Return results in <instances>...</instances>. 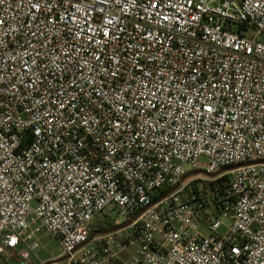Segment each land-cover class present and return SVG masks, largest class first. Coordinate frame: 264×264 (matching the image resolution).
I'll use <instances>...</instances> for the list:
<instances>
[{
  "label": "built area",
  "instance_id": "built-area-1",
  "mask_svg": "<svg viewBox=\"0 0 264 264\" xmlns=\"http://www.w3.org/2000/svg\"><path fill=\"white\" fill-rule=\"evenodd\" d=\"M43 232L67 264H264V0H0V255Z\"/></svg>",
  "mask_w": 264,
  "mask_h": 264
},
{
  "label": "rangeland",
  "instance_id": "rangeland-1",
  "mask_svg": "<svg viewBox=\"0 0 264 264\" xmlns=\"http://www.w3.org/2000/svg\"><path fill=\"white\" fill-rule=\"evenodd\" d=\"M205 159H202L201 162L205 163ZM184 169L186 172H190L192 169L190 166L185 165ZM116 218V221L118 224L123 223L125 221V218L123 217H117L115 213L112 214L111 219ZM104 219V215L102 216ZM228 222V221H224ZM220 234H223L225 232V229H220ZM38 242L39 247L37 249V255L39 259L41 260L42 264H67L66 260H64V257L61 255V247L58 241L50 236V234L43 232L38 236ZM58 262V263H54ZM0 264H24L20 259L11 258L10 260L6 261L4 258L0 255Z\"/></svg>",
  "mask_w": 264,
  "mask_h": 264
},
{
  "label": "trees",
  "instance_id": "trees-1",
  "mask_svg": "<svg viewBox=\"0 0 264 264\" xmlns=\"http://www.w3.org/2000/svg\"><path fill=\"white\" fill-rule=\"evenodd\" d=\"M97 221L101 222V219H98ZM117 224L113 221L104 220L102 221V225L98 224V228H100L103 231L109 230L110 228L116 227Z\"/></svg>",
  "mask_w": 264,
  "mask_h": 264
},
{
  "label": "water",
  "instance_id": "water-1",
  "mask_svg": "<svg viewBox=\"0 0 264 264\" xmlns=\"http://www.w3.org/2000/svg\"><path fill=\"white\" fill-rule=\"evenodd\" d=\"M123 226V225H122ZM121 226H119V227H115V228H113V229H111V230H108V231H113V230H115V229H118V228H120ZM108 231H106V232H108ZM64 260H66V258H64ZM54 263H58V262H54ZM47 264H51V263H47Z\"/></svg>",
  "mask_w": 264,
  "mask_h": 264
}]
</instances>
